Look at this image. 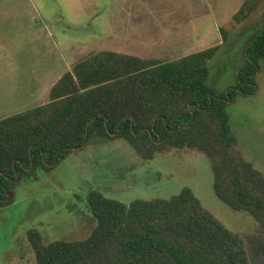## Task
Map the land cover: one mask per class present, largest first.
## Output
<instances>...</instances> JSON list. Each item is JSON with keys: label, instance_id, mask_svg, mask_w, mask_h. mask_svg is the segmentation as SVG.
<instances>
[{"label": "trees", "instance_id": "16d2710c", "mask_svg": "<svg viewBox=\"0 0 264 264\" xmlns=\"http://www.w3.org/2000/svg\"><path fill=\"white\" fill-rule=\"evenodd\" d=\"M262 4L246 0L232 22L248 21ZM219 31L227 41L230 31ZM223 43L172 61L114 51L80 59L52 86L48 103L0 119V209L14 203L7 193L14 196L18 183L52 172L92 140L122 139L147 160L184 149L204 155L219 200L264 233V171L240 150L227 112L237 96L256 91L264 30L253 33L237 84L218 94L208 85L209 64ZM85 202L96 221L88 236L46 242L29 232L37 264H251L244 239L190 188L131 203L91 191Z\"/></svg>", "mask_w": 264, "mask_h": 264}, {"label": "rangeland", "instance_id": "374dc122", "mask_svg": "<svg viewBox=\"0 0 264 264\" xmlns=\"http://www.w3.org/2000/svg\"><path fill=\"white\" fill-rule=\"evenodd\" d=\"M246 0H0V119L49 101L52 86L80 59L114 51L177 60L220 45L208 85L218 94L237 84L245 49L264 30V4L248 21L232 22ZM230 35L224 41L220 28ZM231 102V101H230ZM227 112L239 148L264 171V65L256 91L237 96ZM206 157L189 149L142 158L125 140H92L52 172H37L14 188L0 209V264H37L29 242L82 239L96 224L86 195L102 191L125 203L169 199L190 188L247 246L251 264H264V233L245 213L216 196Z\"/></svg>", "mask_w": 264, "mask_h": 264}, {"label": "water", "instance_id": "95a60500", "mask_svg": "<svg viewBox=\"0 0 264 264\" xmlns=\"http://www.w3.org/2000/svg\"><path fill=\"white\" fill-rule=\"evenodd\" d=\"M113 135H115V134H113ZM160 141H161V140H160ZM87 142H88V136H87L86 142H85V144L83 145V147L87 144ZM11 199H12V195H11V194H8V201H11Z\"/></svg>", "mask_w": 264, "mask_h": 264}, {"label": "flooded vegetation", "instance_id": "af4514ba", "mask_svg": "<svg viewBox=\"0 0 264 264\" xmlns=\"http://www.w3.org/2000/svg\"><path fill=\"white\" fill-rule=\"evenodd\" d=\"M9 193H7V195H8Z\"/></svg>", "mask_w": 264, "mask_h": 264}]
</instances>
